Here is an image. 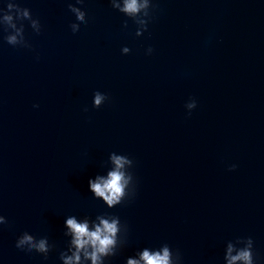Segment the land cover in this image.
<instances>
[{
  "label": "water",
  "instance_id": "obj_1",
  "mask_svg": "<svg viewBox=\"0 0 264 264\" xmlns=\"http://www.w3.org/2000/svg\"><path fill=\"white\" fill-rule=\"evenodd\" d=\"M127 2L0 0V264H264V0Z\"/></svg>",
  "mask_w": 264,
  "mask_h": 264
},
{
  "label": "clouds",
  "instance_id": "obj_2",
  "mask_svg": "<svg viewBox=\"0 0 264 264\" xmlns=\"http://www.w3.org/2000/svg\"><path fill=\"white\" fill-rule=\"evenodd\" d=\"M137 0H128L125 5L124 11L135 12L138 10ZM80 18V17H78ZM101 97L99 95L95 98V103L99 104ZM192 107V105H189ZM117 167L121 165V161L117 158L116 159ZM235 168V165L232 166V169ZM230 169V170H232ZM110 178L108 181L101 183H92L89 181V185L91 189L99 196H103L106 200H108L109 204H112L117 197L122 193V176L118 172H113L109 174ZM107 193V195H106ZM67 226L73 230L75 234V243L78 247H83L85 243H91L98 252H105L107 247L113 243L110 235L107 234H114L117 231L116 228V221L114 220L111 224L108 223L106 220H102L101 224L103 225V229L97 227L94 232H89L87 224H78L76 223L74 218H70L66 221ZM87 239H83V238ZM25 239L30 240V237H25ZM44 241L40 242V249H44ZM241 256L245 259L248 258L247 253H241ZM240 257H233L232 259H238ZM78 259V257H77ZM93 259L95 260V253H93ZM142 259L145 261V264H168V252L165 250L164 254L158 255H149L147 251L143 253ZM129 264H136L135 261H129Z\"/></svg>",
  "mask_w": 264,
  "mask_h": 264
}]
</instances>
